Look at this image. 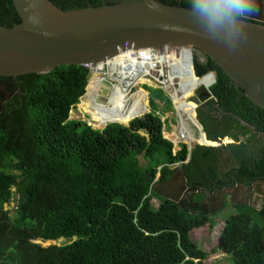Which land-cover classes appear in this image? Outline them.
Segmentation results:
<instances>
[{
  "label": "trees",
  "instance_id": "16d2710c",
  "mask_svg": "<svg viewBox=\"0 0 264 264\" xmlns=\"http://www.w3.org/2000/svg\"><path fill=\"white\" fill-rule=\"evenodd\" d=\"M50 1L62 10L102 4ZM158 1L189 9L188 0ZM18 23L12 0H0V25ZM184 58L179 61L183 83H190L186 77L194 81L215 73L209 96L195 109L205 138L230 142L196 143L190 151L180 143L173 152L162 135L155 100L168 108L171 103L162 89L151 86L146 88L152 110L126 118L128 126L111 122L94 129L69 119L86 91L90 74L85 66L61 65L45 74L9 78L17 90L0 112V264L205 263L207 254L191 231L208 218L161 197L151 186L157 174L158 183L167 180L176 163L187 186L208 191L264 180V109L206 55L203 61L194 55L192 68L190 63L181 67ZM10 202L12 213L4 209ZM235 207L239 212L225 219L219 249L233 264H264V204ZM35 239L64 241L42 245Z\"/></svg>",
  "mask_w": 264,
  "mask_h": 264
},
{
  "label": "water",
  "instance_id": "95a60500",
  "mask_svg": "<svg viewBox=\"0 0 264 264\" xmlns=\"http://www.w3.org/2000/svg\"><path fill=\"white\" fill-rule=\"evenodd\" d=\"M12 5L20 23L11 27L0 25V77L45 74L61 65H89L94 69L101 65L105 70V65L119 55L143 49L172 55L184 52L192 68V53L196 52L202 58L206 55L213 60L235 87L241 88L255 105L264 109V18H259L260 23L248 19L258 20L254 13L264 15V0H255L252 10L245 15L244 37L234 50L208 37L202 17L188 8L158 0H102L100 6L71 10H62L50 0H12ZM114 73L117 72L112 75ZM210 73L212 80L203 88L198 100L209 96L208 86L215 81V73ZM112 81L115 79L110 75L100 78L97 103H105L113 88ZM195 121L204 139L200 143L219 146L205 138ZM223 140L230 142L227 138ZM260 184L264 186V181L256 180L251 185L238 183L217 189L215 193L233 198L236 190H240L246 198L245 193H251L252 188ZM160 189L165 198L183 209L193 204L190 197L204 194V189L186 185L180 168L161 183ZM183 191L190 193L189 201L184 199ZM247 201L248 197L246 202L236 204H247ZM34 242L42 244L46 240L35 239Z\"/></svg>",
  "mask_w": 264,
  "mask_h": 264
},
{
  "label": "rangeland",
  "instance_id": "374dc122",
  "mask_svg": "<svg viewBox=\"0 0 264 264\" xmlns=\"http://www.w3.org/2000/svg\"><path fill=\"white\" fill-rule=\"evenodd\" d=\"M182 53H184V52H182ZM182 53H180V55H179L180 58H181V54ZM158 54H161V53H158ZM175 54H177V53H175ZM175 54H174V56H175ZM192 55H193V57H194V55H197L198 59L200 61H203V58L200 55L196 54V52L192 53ZM177 57H178V55H177ZM166 71L172 76L173 83H172V85L169 86L168 89H166L165 86H163V85H160V88H162L164 93L169 96V99L171 101V108L166 107V105L163 102H159L158 100H155L156 110H157L158 113H162L163 112V115H162L163 117L171 116L172 117L171 120L176 125L177 121H178V123L180 121L177 118L178 116L175 114L177 108L179 110H181L182 112H184V111L189 112V114H191V117L194 118V111L193 112L190 111L192 106L190 104H186L185 101H187L189 103H196L195 100L197 98L198 91L202 92V90L206 86V84H202V85H199V86L197 85V86L193 87L192 89H190L188 91L190 93H188V92L184 93L183 97H182V101L184 102L183 103L184 106L182 108L181 107H177L176 105H178L179 103H180V106H181V102L182 101L180 102L179 100L178 101L174 100L173 96L175 94H173V93L177 92L176 89L179 86V84H180V86L185 87V86L189 85L190 83H183L182 80H181L180 75H179V78H177L176 72L175 73L174 72H170L169 71V67L166 69ZM209 73L205 74L202 77L196 78V80H198V81L202 80V78H204L205 76L210 75ZM150 75H151V77L150 76L139 77L138 80L136 81V83L133 84L129 88V91L133 92V93H129V94H132V95L134 94V92L137 89L143 90V92H144V97H143L144 107H143V105H141V107H142L141 109L144 108L145 110H147L149 112L152 109L150 107V102H149V92H148L149 90H148V88H146V86L150 85V86H152L154 88L158 87L157 83L153 80V77H155L157 75V73L153 72V74H150ZM90 76L92 77L93 75L90 74ZM113 76H117V75L113 74ZM91 77H90L89 81H91V80L93 81V79ZM116 82L117 81H115L114 83H116ZM88 86H89V83H88ZM88 89H89V87L87 88V90ZM185 94L188 95L186 98H184ZM82 101H83V103H81ZM145 103H146V106H145ZM89 107H91V109ZM91 112H95L96 114H91ZM105 112L106 111H101V110H98V109L94 108L91 105L90 98H86V96L84 95L83 97L80 98L79 102L75 105V107L70 111L69 119L82 120V121H85L87 124H89L94 129H102L104 126L109 124V123H106L104 125L101 124L102 114H104ZM187 114H181L180 117L183 118V120H185L184 123L187 122L188 129H189V130L188 129L187 130H188L189 134H191L194 139L189 140L188 138H186V140L184 142L187 144V146L193 147L196 143L203 141V137H202V139L199 140V138H198L199 135H200L199 130H198L197 127H195L192 124L191 121L188 120V117H186ZM99 117H100V119H99ZM166 120H168V118ZM99 121H100V123H99ZM115 122H120V121H115ZM123 124H124V122H123ZM163 128H165V130H167V123H165V122L163 123ZM225 143H227V141L226 140H222L219 144L221 145V144H225ZM138 159H139L141 164H143L145 162V160L142 158L141 155L138 156ZM175 166H178V165H174V167ZM158 201L154 197L152 199V204L154 206H157V204L159 203ZM13 207H14V203L13 202H10L9 205H4V209L10 210L11 213L13 212ZM242 207L244 208V206H242ZM237 212H239V209L236 208L235 206H233L231 203H228L221 210H218L217 212L214 211L212 215L207 216L209 221L205 225H203L202 227L194 229V230L191 231V238L198 245H200L203 248V250L206 252V254H207V259L205 261L206 264H233V259L231 258V256L228 253H225L221 249H219V247H218V238H219V234H220V232L222 230L223 223H224L225 219L230 214H234V213H237ZM63 241H64L63 239H59L58 241L47 240L45 243H42V245H47V244H52V243L59 244V243H61Z\"/></svg>",
  "mask_w": 264,
  "mask_h": 264
},
{
  "label": "bare ground",
  "instance_id": "6f19581e",
  "mask_svg": "<svg viewBox=\"0 0 264 264\" xmlns=\"http://www.w3.org/2000/svg\"><path fill=\"white\" fill-rule=\"evenodd\" d=\"M177 55H178V57H177ZM179 55H180V53L175 54V56H174V54L172 55L170 53L165 54V56L168 58V60H166L165 63L168 65L170 72H174V73L177 72L179 74V67H180L179 66V61H180ZM182 55L183 54H181V57H182ZM184 63L186 64L185 65V68H186V66L189 63V62H186V58L183 59V63L181 64L182 68L184 66ZM105 66H106L105 70L110 75V77L115 79V81H117L116 83L112 82L113 88H112V91L110 92L109 96L105 99V103L101 104V103H97L95 101V97L98 96L97 95L98 84H99V80H100L96 74H94L92 77L90 76L93 79V81L92 80L88 81L89 89L87 90L85 96H86V98H90L91 105L94 108L101 110V111H106L104 114H102L101 124L104 125L106 123L120 121L118 123L123 124V122H124V125H125L126 124V118L130 117L131 115H135V113L142 108L141 105H143V97H144L143 90L137 89L133 95L129 94V93H133V92L129 91V88L133 84L136 83V81L138 80L137 75H140V72H137L135 70L134 67L136 66V62H135V60L130 58V56L127 52L123 53V55L121 54V55H119V57L109 61L108 64ZM101 68H103L101 65L98 66L96 71L99 72V70ZM113 72H117L118 75L113 76L112 75ZM185 76H186V74H185ZM205 79H207V80L204 81ZM185 80H188L190 82L189 89H192L193 87H195L197 85L199 86L202 84H206V85L209 84V82H211V80H212V76L211 75L205 76L204 78H202V80H199V81L198 80L190 81L187 77L185 78ZM181 87L182 86H180V84H179V86L176 89L177 92L173 93V94H175L173 96L174 100H177V101L179 100L180 102L182 101L183 94L186 92V91L182 90ZM89 108L91 109V107H89ZM144 111H146V110H144ZM91 114H96V113L91 112ZM181 114H183V113H181ZM186 117H188V116H186ZM99 119H100V117H99ZM189 119H192V118L188 117V120ZM184 121L185 120H183V123H184ZM193 121L195 122L194 119H193ZM99 123H100V121H99ZM201 136H202V134H201ZM188 139L192 140L193 137L191 135H189Z\"/></svg>",
  "mask_w": 264,
  "mask_h": 264
},
{
  "label": "clouds",
  "instance_id": "9594fccd",
  "mask_svg": "<svg viewBox=\"0 0 264 264\" xmlns=\"http://www.w3.org/2000/svg\"><path fill=\"white\" fill-rule=\"evenodd\" d=\"M255 0H188L189 10L206 21L208 37L234 50L244 37L242 20Z\"/></svg>",
  "mask_w": 264,
  "mask_h": 264
},
{
  "label": "flooded vegetation",
  "instance_id": "af4514ba",
  "mask_svg": "<svg viewBox=\"0 0 264 264\" xmlns=\"http://www.w3.org/2000/svg\"><path fill=\"white\" fill-rule=\"evenodd\" d=\"M255 14V15H254ZM253 15L258 18V20L254 18H248L250 21L255 23H260L261 20L259 18H264V15H258L254 13ZM17 90V86L15 85L14 81L5 77H0V112L3 110V105L6 103L13 95V93ZM201 94L198 93V96ZM197 96V97H198ZM264 181V180H259ZM252 184V183H251ZM250 184V185H251ZM160 185L156 184L154 186V190L160 194L161 196H164V192L160 189ZM179 189V188H178ZM176 189V190H178ZM216 189L213 191H207L205 189V192L202 196L194 195L191 200L193 202L192 205L189 207L185 206L184 209L190 211L191 213L198 214L201 216H209L212 215L214 210L217 208H224L226 204L243 200L242 198V191L236 190L233 198L232 196L228 194L224 195H218L215 193ZM184 199H187L189 201V195L190 193L186 194L183 191ZM248 202L253 207H262L264 204V186L262 184L256 185L255 188H252L251 195H248ZM182 204H185V202L182 201ZM232 204V203H231Z\"/></svg>",
  "mask_w": 264,
  "mask_h": 264
},
{
  "label": "built area",
  "instance_id": "2783aa9c",
  "mask_svg": "<svg viewBox=\"0 0 264 264\" xmlns=\"http://www.w3.org/2000/svg\"><path fill=\"white\" fill-rule=\"evenodd\" d=\"M166 53L167 52L158 54L157 52H153L151 50H146V49L139 50L136 52H128L130 58L135 60L136 62V66L134 67L135 70L137 72H140V75H137L138 76L137 78L143 77V76L151 77L150 74H153V72H155L157 73V75L153 77V80L157 83L158 88H160V85H163L165 86L166 89H168L169 86L172 85L173 83L172 82L173 78L166 71V69L168 68V65L165 63V61L168 60V58L165 56ZM85 67L89 69V74H92V75L96 74L99 77V79L108 78L109 74L103 68H101L99 72H97L96 69L92 68L89 65H85ZM114 74L118 75L117 73H114ZM209 74L211 75V73ZM176 75H177V78H179V74L177 72H176ZM112 82H115V81H112ZM180 112L182 111L180 110ZM186 138H188V131L186 128H184L182 122H180L173 142L174 144L185 143L184 141L186 140Z\"/></svg>",
  "mask_w": 264,
  "mask_h": 264
},
{
  "label": "crops",
  "instance_id": "0c3cea01",
  "mask_svg": "<svg viewBox=\"0 0 264 264\" xmlns=\"http://www.w3.org/2000/svg\"><path fill=\"white\" fill-rule=\"evenodd\" d=\"M150 86V85H149ZM152 87V86H151ZM209 87V86H208ZM158 88V87H157ZM161 89V88H160ZM182 90H184V91H186V92H188L190 89H189V85H187V86H185V87H182ZM185 92V93H186ZM188 93H190V92H188ZM187 93V94H188ZM198 93H200V92H198ZM165 94V93H164ZM187 94H185L184 95V98H186L188 95ZM166 95V97L169 99V96L167 95V94H165ZM197 96H198V94H197ZM183 98V99H184ZM202 99V98H201ZM201 99L200 100H198V97L196 98V103H189V102H187V101H185V103L186 104H190L191 106H192V108H191V112H193L194 111V118H192L191 117V115L189 114V112H187V111H184V112H180V110H177L176 109V112H175V114L178 116H176L180 121H179V123L180 122H182V124H183V126H184V128H186V129H188V125H187V122L186 123H183V118H181L180 117V114L181 113H183V114H187V116L188 117H191L192 119H189V121H191L192 122V124L195 126V127H197L198 128V126H197V124L193 121V119L195 120L196 119V114H195V109L197 108V106L201 103ZM159 101V100H158ZM169 101H170V99H169ZM159 102H163V101H159ZM175 102V101H174ZM164 104H165V102H163ZM170 103H171V101H170ZM184 102L182 101L181 102V106H180V104L179 105H176L177 107H183V104ZM193 104V105H192ZM166 105V104H165ZM143 107H144V104H143ZM171 108V107H170ZM158 113V112H157ZM159 115H160V119H161V121H162V135H163V137L164 138H166L167 140H169L170 142H172V144H173V152H175V151H178V149H179V144H174V139H175V134H176V132H177V130H178V126H179V123H178V121H177V124L175 125L174 123H173V121L171 120L172 119V117L171 116H165V117H163L162 115H163V112L162 113H158ZM168 118V120H166ZM197 120V119H196ZM167 123V130H165V128H163V123ZM197 122H198V120H197ZM198 124H199V122H198ZM200 125V124H199ZM201 126V125H200ZM177 127V128H176ZM202 128V127H201ZM189 130V129H188ZM187 130V131H188ZM198 130H199V128H198ZM199 133H200V130H199ZM189 135H191V134H189V132H188V138H189ZM192 136V135H191ZM194 139V138H193ZM200 139H202V136L201 135H199V140ZM228 139V138H227ZM223 140V139H222ZM229 140V139H228ZM199 144H201L200 142H198ZM186 144V143H185ZM187 145V144H186ZM187 149H188V151H190L191 149H192V147L191 146H187ZM174 165H178V166H175L174 167ZM174 165H172L171 166V168L173 169L174 168V171L176 170V169H178V168H180L179 167V164L178 163H176V164H174ZM181 169V168H180ZM182 170V169H181ZM173 171V172H174ZM158 177H159V174H157L156 175V177H155V180H154V183H153V185H152V187H151V189L153 190V191H155L154 190V186L156 185V184H159L158 182H157V180H158ZM238 184V183H237ZM187 185V184H186ZM236 185V184H235ZM234 185V186H235ZM188 187H190V186H188ZM233 187V186H232ZM201 189H203V188H201ZM217 190V189H216ZM208 191V190H207ZM156 192V191H155ZM204 192H205V189H204ZM158 194V193H157ZM246 195H247V197H248V195L250 196L251 195V193H245ZM160 195V194H159ZM195 195H198V196H202L201 194H195ZM161 196V195H160ZM194 196V195H193ZM192 196V197H193ZM161 197H163V196H161ZM192 197H190V198H192ZM247 197L246 198H244V196H243V192H242V198H243V200H238V201H234V202H231L233 205H239V206H249V207H253L248 201H247V204L245 203H243V204H236V202H246V199H247ZM156 198V200L158 201V198L157 197H155ZM188 207V206H187ZM255 208V207H254ZM222 208H218V209H216V210H214V211H218V210H221Z\"/></svg>",
  "mask_w": 264,
  "mask_h": 264
}]
</instances>
